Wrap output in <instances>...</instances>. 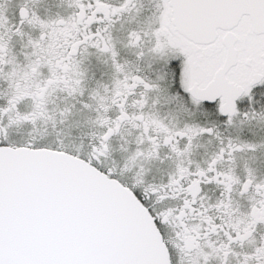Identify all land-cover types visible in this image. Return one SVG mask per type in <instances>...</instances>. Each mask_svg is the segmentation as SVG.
Returning <instances> with one entry per match:
<instances>
[{
	"label": "snow or ice",
	"instance_id": "obj_1",
	"mask_svg": "<svg viewBox=\"0 0 264 264\" xmlns=\"http://www.w3.org/2000/svg\"><path fill=\"white\" fill-rule=\"evenodd\" d=\"M0 264H264V0H0Z\"/></svg>",
	"mask_w": 264,
	"mask_h": 264
}]
</instances>
